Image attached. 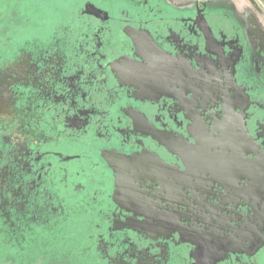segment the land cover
Instances as JSON below:
<instances>
[{
	"label": "flooded vegetation",
	"instance_id": "af4514ba",
	"mask_svg": "<svg viewBox=\"0 0 264 264\" xmlns=\"http://www.w3.org/2000/svg\"><path fill=\"white\" fill-rule=\"evenodd\" d=\"M0 0V264H264V0Z\"/></svg>",
	"mask_w": 264,
	"mask_h": 264
},
{
	"label": "rangeland",
	"instance_id": "374dc122",
	"mask_svg": "<svg viewBox=\"0 0 264 264\" xmlns=\"http://www.w3.org/2000/svg\"><path fill=\"white\" fill-rule=\"evenodd\" d=\"M40 7L42 10L50 9L52 11L59 3L60 0H40Z\"/></svg>",
	"mask_w": 264,
	"mask_h": 264
}]
</instances>
